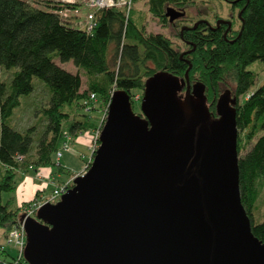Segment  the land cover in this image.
Instances as JSON below:
<instances>
[{"label":"water","instance_id":"95a60500","mask_svg":"<svg viewBox=\"0 0 264 264\" xmlns=\"http://www.w3.org/2000/svg\"><path fill=\"white\" fill-rule=\"evenodd\" d=\"M191 67L150 76L141 113L112 94L89 168L25 221L30 264H264L241 200L236 99L225 90L213 115Z\"/></svg>","mask_w":264,"mask_h":264},{"label":"trees","instance_id":"16d2710c","mask_svg":"<svg viewBox=\"0 0 264 264\" xmlns=\"http://www.w3.org/2000/svg\"><path fill=\"white\" fill-rule=\"evenodd\" d=\"M55 1L48 0L47 8H40L26 0H0V67L14 69L9 83L0 82V228L4 234L12 229L20 214L21 207H11L4 194L15 192L17 173L24 172L21 166L29 169L32 165L37 170L58 165V172H64L55 158L66 140L65 131L76 137L85 130L98 128L91 121L92 114L96 116L95 102L85 103L91 93L107 106L114 87L129 92L131 98L141 92V99L145 82L154 73L166 70L185 79L191 63L190 82L205 84L206 103L213 115H217L216 102L222 87H234L239 101L237 127L241 132V200L254 234L264 241V218L259 223L254 219L264 183V79L256 86L259 74L247 68L255 61L264 64V0H225L238 10L236 26L231 19L235 29L226 34L212 29L206 18L186 21L187 13L170 21L166 14L169 6L186 12L195 7V0H131L132 4L144 1L147 11L134 6L130 10L127 6L99 9L94 14L92 29L79 26V22H74L78 18L72 14L73 19L63 15L65 10L71 13L79 8L82 1ZM148 14L162 26H176V34L188 50H180L164 33L149 32ZM197 21L200 22L196 28H192ZM183 27L188 28L182 30ZM183 52L186 53L181 56ZM55 59L62 63L72 61L82 69L88 77L87 89L82 90L79 70L69 71ZM35 77L45 82L51 96L42 110L47 118L46 129L36 157L30 162L35 127L21 132L8 119L20 106L21 96L34 91ZM185 89L186 85L180 94ZM240 97L244 99L239 100ZM132 101L134 106L133 98ZM259 131L263 132L258 135ZM252 140L251 148L246 150ZM18 155L24 156V160L17 161ZM38 194L37 191L35 197Z\"/></svg>","mask_w":264,"mask_h":264},{"label":"rangeland","instance_id":"374dc122","mask_svg":"<svg viewBox=\"0 0 264 264\" xmlns=\"http://www.w3.org/2000/svg\"><path fill=\"white\" fill-rule=\"evenodd\" d=\"M26 1L36 7L47 8L45 6L48 3V0H26ZM57 1H63V0H56L55 4H58ZM80 1H82V4L80 2L81 5L79 6V8L72 9L71 13L67 11V13L69 14L68 18L71 17L73 19L72 15L78 18V20L74 22H79V26H85L91 19L90 14L91 12H93V9L90 8L88 5H86L85 3L86 0H80ZM118 1L121 2V0ZM122 1L125 4L128 2V0H122ZM195 1L197 2L195 7H189L186 10L187 13L186 21L190 20V18L193 20H196L197 18H206L209 19L211 22H213L215 16L219 15L221 17H231V19L234 20L235 26L237 25L236 18L238 16V10L232 9L231 3L225 0H195ZM126 5L128 10H130V8L134 6L142 11H147V5L144 1L138 2L136 4H132V2H130ZM189 23H192V21ZM147 28L149 32L164 33L166 36L172 39L174 45L178 47L180 50L183 51L187 49L183 41L176 34L177 32L176 26L173 25L162 26L158 21V19L154 18L151 14H148ZM55 60L59 65H61L63 68L69 71L78 72L79 70L81 72L82 81H83L82 90L87 89L88 77L82 69H78L72 61L62 63L59 61V59H55ZM247 68L251 70H255L259 74L258 83L256 86L261 84L264 79V64L261 61H255L251 63ZM13 70L14 69H6L4 67H0V82L9 83L13 75ZM33 84H34V91L29 95L21 96L20 106L14 109L13 114L8 119L9 124L12 127H14L16 130L21 132H25L28 128L32 126L35 127V132H34L35 141H34V148L29 156L30 162L34 161V158L36 157L39 140L42 138L46 129L47 118L44 117L42 110L45 106L49 104V100L51 96V91L43 80L35 77L33 79ZM230 88L232 89L231 91V95L233 96L232 98L237 99L235 96L234 87L232 85L222 87L221 94L224 93L225 90L227 89L230 90ZM114 89L115 91L118 90L116 87H114L112 91ZM140 96H141V92H139L138 95L136 94L134 97H132L135 100L133 108L136 113H141V99L137 98ZM240 99L242 100L244 99V97L243 98L240 97L239 100ZM94 102L96 106L93 110L96 111V113H94V111L93 113L96 116L94 117V115L92 114L91 121L97 123L99 127L102 121H103L102 125H104L107 119L106 110L108 106L103 102H101L99 98H96ZM262 132L263 131H259L258 135H260ZM240 134L241 132L239 130V135ZM95 135H96V129H92V130H85L81 132L78 136L90 137L91 140L90 143H92L93 142L92 139ZM256 137L254 138V140L256 139ZM254 140H252L250 143L247 144L246 150L251 148ZM246 150L244 149L241 153H244ZM92 156L88 142L72 141L71 148L69 150L62 149V157L60 159H57L56 156L55 158L56 163L57 164L59 163L64 168V172L61 173L58 172V167H59L58 165L51 167V169L54 170L55 174L57 173L62 174L59 178L57 179L55 178L56 183L60 184L65 180H67L68 178H73L78 174H82L86 172V170L88 169L87 166H89L90 162H92L93 160ZM21 167L22 170H24L25 172H20L19 170L16 176L17 184H20L23 179L27 178L28 177L27 175H29V177H33L35 176L36 173L35 170H30L28 169L27 166L26 167L21 166ZM52 191H53V186L48 184L47 186H45V189L41 193L45 195H50ZM8 197L9 194L5 193L4 200L7 201ZM24 199L25 198H23L22 201H20V206L28 202V200L23 201ZM263 218H264V183L262 184L260 195L256 201L254 219L255 222L259 223L263 220ZM0 230L3 231L2 228H0ZM13 254L14 251L11 250L10 248L9 254L6 256L10 258L12 257Z\"/></svg>","mask_w":264,"mask_h":264},{"label":"built area","instance_id":"2783aa9c","mask_svg":"<svg viewBox=\"0 0 264 264\" xmlns=\"http://www.w3.org/2000/svg\"><path fill=\"white\" fill-rule=\"evenodd\" d=\"M66 2H75L76 0H63ZM131 0H128V3H130ZM86 5H88L90 8L93 9V12L90 14V21L86 24L89 29H92L94 26L93 23V17L97 10L99 9H107L110 7H119V6H127L123 1L119 2L118 0H86ZM121 4V5H120ZM69 10H65L63 12L64 16H68L67 13ZM115 92V89L111 92L113 94ZM112 96V95H111ZM97 96L94 93L90 94V98L85 101L86 104H90L91 102H94L96 100ZM136 98V97H135ZM139 98V97H137ZM109 106V105H108ZM90 108V106H88ZM108 110V107H107ZM107 110H106V117H107ZM103 123V121H102ZM99 125V127L96 129V135L92 139V143L90 145L91 150V156L94 155L95 151L99 147V136L101 133V130L103 128V125ZM65 138L66 140L63 142L59 150L56 152L57 159H60L62 157V149L69 150L71 148L72 141L75 140V137H73L68 131H65ZM93 157V156H92ZM93 159V158H92ZM24 160V156L18 155L17 161L21 162ZM91 161V160H90ZM88 167V166H87ZM29 169L35 170L32 165L29 166ZM37 177L39 180L45 182L44 180L47 179L46 184L53 185V191L50 195H41L32 198L30 201L24 203L21 206L20 214L17 219V222L13 225L12 229L4 236L3 240H0V263L1 264H30L27 259L25 258V249L27 246V233L25 229V221L27 218L30 217H36L38 210L42 207L44 203L51 202L56 203L61 199V196L70 189L74 183V177L68 179L67 181H64L60 184L56 183V180L53 177L45 178L44 176L40 175V173L37 172ZM25 172V171H24ZM47 184V185H48ZM43 188V187H42ZM43 189L40 191L42 192ZM14 251V254L12 257L8 258L6 255L9 254V249Z\"/></svg>","mask_w":264,"mask_h":264},{"label":"crops","instance_id":"0c3cea01","mask_svg":"<svg viewBox=\"0 0 264 264\" xmlns=\"http://www.w3.org/2000/svg\"><path fill=\"white\" fill-rule=\"evenodd\" d=\"M75 141L88 142L89 147L91 145L90 137H87V136H77L74 142ZM37 171L38 173H40V175L44 176L45 178L53 177L54 179L55 178L57 179L62 175L60 173L55 174L54 170H52L51 167H39L37 168ZM27 176L28 177L23 179L20 184L16 183L15 192L13 194H9L7 201H9V204L11 207H14V208L21 207L20 201H22L23 198H25L23 201L25 200L30 201L32 198L35 197L37 191L39 192L38 194L39 196L45 195L41 193L40 191L42 189L44 190L45 186H47L46 184L47 179L44 180L45 182L39 181L37 177V173H35V176L33 177H29V175ZM4 236H5L4 231L0 230V240H3Z\"/></svg>","mask_w":264,"mask_h":264},{"label":"flooded vegetation","instance_id":"af4514ba","mask_svg":"<svg viewBox=\"0 0 264 264\" xmlns=\"http://www.w3.org/2000/svg\"><path fill=\"white\" fill-rule=\"evenodd\" d=\"M209 20V19H208ZM218 20H231V17H221V16H219V15H216L215 16V19L213 20V22H211L210 20H209V22H210V24H211V28L212 29H214V30H222L223 32H224V34H226L228 31H230V30H234L235 29V26L232 28V26L231 27H229L228 26V24L227 23H225V22H221L220 23V25L218 26L217 25V21ZM233 25V24H232ZM210 27V26H209ZM188 50V49H187ZM231 97H233L232 95H231ZM238 100L236 99V103L234 104V106H236L237 107V105H238Z\"/></svg>","mask_w":264,"mask_h":264}]
</instances>
